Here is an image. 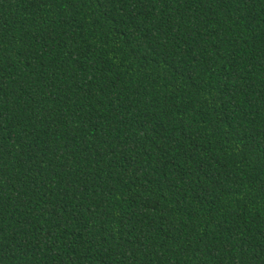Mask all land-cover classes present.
Masks as SVG:
<instances>
[{
  "label": "trees",
  "instance_id": "16d2710c",
  "mask_svg": "<svg viewBox=\"0 0 264 264\" xmlns=\"http://www.w3.org/2000/svg\"><path fill=\"white\" fill-rule=\"evenodd\" d=\"M0 264H264V0H0Z\"/></svg>",
  "mask_w": 264,
  "mask_h": 264
}]
</instances>
